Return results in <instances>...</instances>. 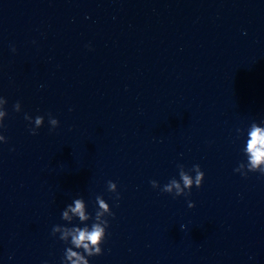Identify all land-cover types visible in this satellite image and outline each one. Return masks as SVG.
I'll return each instance as SVG.
<instances>
[{
	"label": "clouds",
	"instance_id": "clouds-1",
	"mask_svg": "<svg viewBox=\"0 0 264 264\" xmlns=\"http://www.w3.org/2000/svg\"><path fill=\"white\" fill-rule=\"evenodd\" d=\"M13 51H15V49L13 48ZM14 110L16 112H20L21 111V104L19 101H17L14 105ZM6 113L5 111H0V128L4 127L3 121H4V117H5ZM25 120H28L30 123H33L34 121V127H32L30 129V133L32 135H36L37 134V129H39L43 123H44V117L43 116H36L33 120V118L31 116H29L28 114H25L24 116ZM49 123L52 126V128H56L59 125V121L55 118H53L51 116V114H49ZM258 133V135H257ZM252 135V139H250L248 141V144L252 147V155L250 157L251 162H252V166L253 168H255L260 162H261V158H262V148L258 147V141L260 142L261 145H264V130L261 129H254V132ZM0 141H3V143H7V138L3 135L0 134ZM179 168H182V165H178ZM192 169L196 172V176L195 179L193 180L192 177H190L188 174H186L184 171L180 172V181L183 182V188L181 187V183L180 181L176 180L175 178L171 179L169 183H167L166 185L163 186V188L161 189L163 192L172 193L173 188L176 189V193L174 195V197H179V196H187L191 194V189L193 188V185L196 188H200L202 186L203 180H204V173L203 171H201L200 166L199 165H193ZM261 172L264 173V169H261ZM108 186L109 188H115L116 187V183L113 181H108ZM151 185L153 188H157L158 186V182L153 180L150 181ZM185 189H187V191H185ZM119 197V193L116 196V199L118 200ZM100 206L102 208H106L107 206L103 203V201H100ZM189 208L195 207V204L191 201H189L188 203ZM71 211L73 213H76L79 215L81 220H86L88 217L85 216L84 211H83V203L81 201V199H77L75 201V207L71 208ZM114 214L112 213V216ZM68 213L65 211L63 212V217L67 218ZM57 229L55 227H53L52 229V234L54 235L55 231ZM68 233H65V235H67ZM106 234H105V230L104 228H102L100 225L98 224H93L91 231L88 230V228H84V229H75L74 230V234L72 236V242L73 244H75L77 246V248L79 247H83L85 253H87V255L89 257L91 256H98L102 254V248L100 246H97L95 248H90V245H99L100 242L103 240H105ZM66 255H67V259L71 260L72 264H80V261H83L84 264H88V261L84 258V256H80L78 255L77 252H74L71 250V248L66 250ZM72 257H77V259L73 260Z\"/></svg>",
	"mask_w": 264,
	"mask_h": 264
}]
</instances>
